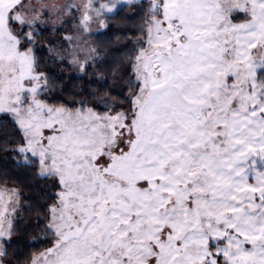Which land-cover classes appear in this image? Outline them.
I'll return each instance as SVG.
<instances>
[{"label": "snow or ice", "instance_id": "snow-or-ice-1", "mask_svg": "<svg viewBox=\"0 0 264 264\" xmlns=\"http://www.w3.org/2000/svg\"><path fill=\"white\" fill-rule=\"evenodd\" d=\"M21 3L0 0V33L19 26L7 45L28 73L5 106L0 67V114L23 131L17 154L61 186L49 206L55 243L33 264H264V0L153 4L131 106L71 132L35 99L49 84L33 72L40 24L18 17ZM10 202L0 241L13 232Z\"/></svg>", "mask_w": 264, "mask_h": 264}, {"label": "trees", "instance_id": "trees-1", "mask_svg": "<svg viewBox=\"0 0 264 264\" xmlns=\"http://www.w3.org/2000/svg\"><path fill=\"white\" fill-rule=\"evenodd\" d=\"M147 5L149 1H143L133 16L124 6L105 15V27L92 38L95 65L85 74H69L65 63L49 57L45 44H50L51 33L40 27L34 45V69L36 73L45 74L49 84L41 93L43 100L67 110L81 109L82 104L83 109L99 113L113 104L128 109V96L134 89L132 75L121 92L113 90L112 81L120 67L134 61L138 42L146 36ZM21 142L17 124L9 115H0V186L14 188L19 195L12 235L2 245L6 255L1 259L6 264H29L32 256L48 247L53 238L47 228L49 206L55 201L53 188L49 178L42 179L38 175L34 161L25 162L17 154L15 149Z\"/></svg>", "mask_w": 264, "mask_h": 264}, {"label": "rangeland", "instance_id": "rangeland-1", "mask_svg": "<svg viewBox=\"0 0 264 264\" xmlns=\"http://www.w3.org/2000/svg\"><path fill=\"white\" fill-rule=\"evenodd\" d=\"M143 1H149V5L146 7V36L142 42H138V52L141 47H147V33L149 31L147 25L151 26L154 22L152 14L156 10L152 6L158 3L159 0H25L23 4H20L17 15L27 22L38 21L40 27L50 31V44H45V46L51 59H56V61L60 63H65L69 74H85L95 65L94 59L96 58V54L92 38L95 33L101 31L105 27V15L113 13L117 10L119 5H126L124 6L126 12L133 16L139 10ZM44 10H46L47 14H44ZM243 19V15L237 16V22ZM9 27H11L13 33H19L20 31L18 25ZM9 27L3 28L6 55L3 62L0 63V67L3 68L4 73L3 98L5 106H7L9 93L19 92L21 87L20 80L23 76L28 74L26 68H24L23 61L20 59V55H23V53L17 55L15 46L7 45ZM21 42V48L31 47L29 45L26 46V42L23 41L22 38ZM149 51L151 50L149 49ZM31 57L32 54L29 53L30 61ZM134 65L135 61L125 63L124 66L120 67L115 73L112 81L113 90L121 92L126 86L129 76L131 77L132 75L134 89L129 94L128 98L133 96L138 83L134 75ZM18 69L20 71L17 74ZM9 72L13 73L14 83L8 81L7 77ZM33 72H35V69H33ZM35 99L37 101H42L44 106L55 108L62 112L64 117L62 123H67L69 132L72 131L73 126L79 127V122L81 120H90L92 115L99 113L87 108L67 110L63 107L48 105L43 100L42 95L35 97ZM100 115L103 116L104 112L100 113ZM9 116L14 120V117L11 115ZM17 126L19 128L18 124ZM20 131L23 136V131L21 129ZM46 134L50 133L46 131ZM22 159L24 160L23 157ZM37 168L39 172L40 167L38 164ZM49 180L55 196V201L52 204L54 205L57 202V195L61 190V186L54 178L49 177ZM0 192L4 193V201H0V211L3 210L4 202H8L9 195L11 196V202L8 203V211L10 213L9 219L12 222L19 203L18 191L14 188L0 186ZM13 209H15V211H13ZM9 219L6 218L3 220L5 230H7ZM49 224L50 220H48V225ZM51 232L53 234L54 229ZM8 239L9 237H5L4 241ZM4 241H0V248H2ZM54 243L55 236L53 234L50 245L34 254L29 264H33V260L39 257L46 249L51 248ZM0 264H6L1 259V256Z\"/></svg>", "mask_w": 264, "mask_h": 264}, {"label": "crops", "instance_id": "crops-1", "mask_svg": "<svg viewBox=\"0 0 264 264\" xmlns=\"http://www.w3.org/2000/svg\"><path fill=\"white\" fill-rule=\"evenodd\" d=\"M0 34H2V35H3V31H2V33H0Z\"/></svg>", "mask_w": 264, "mask_h": 264}]
</instances>
